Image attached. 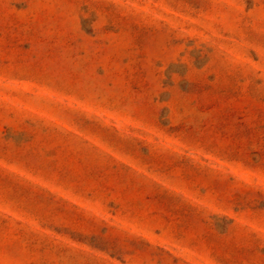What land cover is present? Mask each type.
Returning <instances> with one entry per match:
<instances>
[{
  "label": "rangeland",
  "instance_id": "374dc122",
  "mask_svg": "<svg viewBox=\"0 0 264 264\" xmlns=\"http://www.w3.org/2000/svg\"><path fill=\"white\" fill-rule=\"evenodd\" d=\"M0 264H264V0H0Z\"/></svg>",
  "mask_w": 264,
  "mask_h": 264
}]
</instances>
